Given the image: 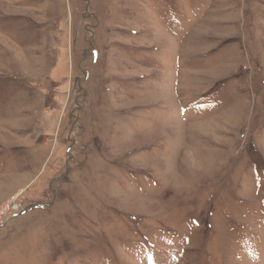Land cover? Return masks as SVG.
Masks as SVG:
<instances>
[{
    "label": "rangeland",
    "instance_id": "rangeland-1",
    "mask_svg": "<svg viewBox=\"0 0 264 264\" xmlns=\"http://www.w3.org/2000/svg\"><path fill=\"white\" fill-rule=\"evenodd\" d=\"M18 201L0 264H264V0H0Z\"/></svg>",
    "mask_w": 264,
    "mask_h": 264
},
{
    "label": "built area",
    "instance_id": "built-area-1",
    "mask_svg": "<svg viewBox=\"0 0 264 264\" xmlns=\"http://www.w3.org/2000/svg\"><path fill=\"white\" fill-rule=\"evenodd\" d=\"M23 205H24V201H18L14 203L13 205H11V207L7 208V210H2L3 208L2 207L0 210V212H2L0 214V227L4 226L9 221L12 215H15L18 212H20L23 208Z\"/></svg>",
    "mask_w": 264,
    "mask_h": 264
},
{
    "label": "bare ground",
    "instance_id": "bare-ground-1",
    "mask_svg": "<svg viewBox=\"0 0 264 264\" xmlns=\"http://www.w3.org/2000/svg\"><path fill=\"white\" fill-rule=\"evenodd\" d=\"M4 208V209H3ZM2 208V210H7L6 208H5V206Z\"/></svg>",
    "mask_w": 264,
    "mask_h": 264
}]
</instances>
